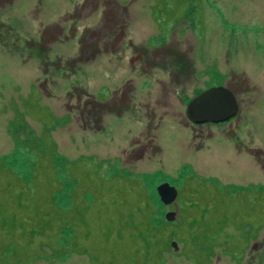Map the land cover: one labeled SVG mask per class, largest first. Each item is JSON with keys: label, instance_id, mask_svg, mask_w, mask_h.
Instances as JSON below:
<instances>
[{"label": "rangeland", "instance_id": "374dc122", "mask_svg": "<svg viewBox=\"0 0 264 264\" xmlns=\"http://www.w3.org/2000/svg\"><path fill=\"white\" fill-rule=\"evenodd\" d=\"M139 44L149 73L132 75ZM243 81L231 121L187 120L200 93ZM0 264H264V0L1 7Z\"/></svg>", "mask_w": 264, "mask_h": 264}, {"label": "water", "instance_id": "95a60500", "mask_svg": "<svg viewBox=\"0 0 264 264\" xmlns=\"http://www.w3.org/2000/svg\"><path fill=\"white\" fill-rule=\"evenodd\" d=\"M238 104L233 93L224 87H212L190 101L186 107V118L195 126L225 123L238 114ZM160 202L166 206L175 202L177 190L164 182L156 188ZM175 213L166 215L172 221Z\"/></svg>", "mask_w": 264, "mask_h": 264}, {"label": "flooded vegetation", "instance_id": "af4514ba", "mask_svg": "<svg viewBox=\"0 0 264 264\" xmlns=\"http://www.w3.org/2000/svg\"><path fill=\"white\" fill-rule=\"evenodd\" d=\"M13 1L14 0H0V9H1V7H6V6H9V5H11L12 3H13ZM87 5V4H86ZM197 13H198V11L197 10H194L193 11V13H192V15H191V21H194V22H196V23H198V19H197ZM183 20H185V18H183V17H181L180 19H178V20H176V22L175 23H177V22H181V21H183ZM185 28H187V27H185ZM175 32L176 31H173V34H175ZM123 34H124V31L122 30V31H120V33H119V35L117 36L118 37V39H119V41L121 42L122 41V38H123ZM173 34H172V36H173ZM176 34H178V35H176L177 37H178V39H179V44H182V43H184V44H187V46H189L190 48L192 47L191 46V42H190V38L192 37L193 38V35L191 34V30H189V31H187V30H183L182 28H179L178 30H177V33ZM194 38H195V36H194ZM133 47L131 48V49H133V48H135V46L134 45H132ZM112 48H113V46H112ZM139 49V52L138 53H134V52H132L131 53V56H130V60L128 61V64H129V66L131 65V68H129L128 69V71H129V73H131L132 75L134 74L135 75V73L137 72L136 70H135V67H136V63H140L141 65H140V69H139V71H141L142 72V75H145L146 73H149V71H148V68L146 67V59H145V55H147V53H148V51H147V49L145 48L143 51H141V49H140V44H139V46H137V48L135 49V50H138ZM174 49V48H173ZM134 50V49H133ZM165 50H166V47H161V48H159L158 50H155V51H153V56H154V59H156L157 57H160L161 55H163L164 54V52H165ZM175 51H178V49H176L175 48ZM156 52V53H155ZM162 53V54H161ZM158 54H159V56H158ZM184 57L183 56H180L179 55V57L178 56H175V59L177 60V62L180 64V66H182L181 65V62L184 60L183 59ZM184 62V61H183ZM131 63V64H130ZM189 63V62H188ZM194 63V60H193V62H191V66H192V64ZM135 64V65H134ZM190 64V63H189ZM133 66V67H132ZM147 68V69H146ZM182 68V67H181ZM180 68V69H181ZM142 70H146V71H142ZM140 77H143V76H140ZM178 77L180 78L181 77V74H179L178 75ZM185 78H187L186 76H184ZM183 77V79H185ZM133 83H134V80L133 79H128L124 84H123V86H122V88L120 89V90H118L116 93H121V97L122 98H124V99H126V101H128V103H130V101L133 103L134 101H136V99L133 97V93H134V86H133ZM181 85H183V84H181ZM244 85V81H243V83H241L239 86H236L234 83H229L227 86V88L226 87H224V88H226V89H228V90H230L231 92H235V91H237V87L239 88V87H242ZM126 86H131V88L130 89H127L126 88ZM186 85H184V87H185ZM114 95V94H113ZM112 99H113V97H112ZM139 100V99H138ZM164 107H165V105H163ZM239 107V106H238ZM235 118V117H234ZM233 119V118H232ZM231 119V120H232ZM231 120H229V121H231ZM228 121V122H229ZM228 122H225V123H228ZM219 124H223V123H219ZM204 125H206V124H204ZM207 125H218V124H207ZM199 126H202V125H199ZM223 135V134H222ZM221 136V135H220ZM170 205H172V204H170ZM170 205H168V206H166L167 208H168V210H170ZM177 209V208H176ZM168 213H175V212H172V210H170ZM167 213V214H168Z\"/></svg>", "mask_w": 264, "mask_h": 264}, {"label": "trees", "instance_id": "16d2710c", "mask_svg": "<svg viewBox=\"0 0 264 264\" xmlns=\"http://www.w3.org/2000/svg\"><path fill=\"white\" fill-rule=\"evenodd\" d=\"M81 39H83V37ZM79 50L80 51L81 50H84V46L82 45V42L81 41H80V49ZM88 51H89V54L88 55H90V56L95 52V50H93V49H89ZM79 62H83V59H80V57L78 59V63Z\"/></svg>", "mask_w": 264, "mask_h": 264}, {"label": "bare ground", "instance_id": "6f19581e", "mask_svg": "<svg viewBox=\"0 0 264 264\" xmlns=\"http://www.w3.org/2000/svg\"><path fill=\"white\" fill-rule=\"evenodd\" d=\"M238 104V103H237ZM238 113H239V109H238Z\"/></svg>", "mask_w": 264, "mask_h": 264}]
</instances>
